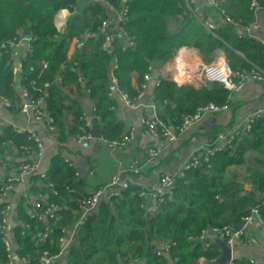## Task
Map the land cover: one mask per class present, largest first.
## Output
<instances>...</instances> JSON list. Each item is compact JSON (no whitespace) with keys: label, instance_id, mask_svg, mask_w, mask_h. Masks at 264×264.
<instances>
[{"label":"trees","instance_id":"1","mask_svg":"<svg viewBox=\"0 0 264 264\" xmlns=\"http://www.w3.org/2000/svg\"><path fill=\"white\" fill-rule=\"evenodd\" d=\"M101 0H0V47L17 37L20 31L31 36L30 51L15 69L7 56L0 59V96L8 99L14 112L17 107L15 73L19 86L29 90L32 97L44 96L46 110L53 118L57 131L58 153L50 161L40 188L34 192H47L52 184L56 195L62 198L67 210L65 219H72L70 210L77 207V200L86 194L85 182L77 177L70 161L61 154L67 138L81 133L82 109L78 98L87 96L93 103L98 117L99 133L107 141L119 139L123 134L118 120L117 103L110 88L111 71L116 89L130 99L137 95L131 81L139 85L148 67L172 61L182 47L196 48L205 64L222 52L232 69L264 68V43L238 34L233 26H218L212 33L204 30L183 0H129L128 14L122 29L133 46H122L115 37L110 47L103 48L105 33L98 28L108 18ZM119 8L121 0H104ZM223 7L234 19L245 25L253 20L249 11L250 0H224ZM264 4V0H257ZM63 9L70 12L63 33L54 25L55 15ZM87 34L85 37H82ZM73 37H82L74 54L68 59L67 50ZM43 62L46 67H43ZM115 66V67H114ZM176 81L182 77L173 76ZM74 94L76 98H72ZM154 101L161 111L163 122L179 121L208 103L223 105L229 92L218 83L201 88L179 84L160 78L153 91ZM17 143H26V136L10 133ZM256 153L247 172L250 189L235 182L230 167L243 166L246 156ZM247 178V177H246ZM139 187L130 184L118 196L102 202L97 213L88 217L76 244L67 253V264H118L119 257L128 255L144 257L145 264H168V259L155 255L153 240L174 244L170 258L174 264H199L202 260L216 258V245L204 248L189 240L207 228L237 225L242 216L253 206L260 205L264 213V116L253 119L247 135L236 137L231 147L218 150L210 160V167L201 164L196 169L177 177L171 192L162 197L152 213L140 207ZM234 192L235 196L228 195ZM33 226L37 222L21 216ZM20 246L18 255L31 258L36 264L40 246L31 240V231L20 235L15 230ZM5 252L0 240V262ZM237 264H247L241 259Z\"/></svg>","mask_w":264,"mask_h":264},{"label":"built area","instance_id":"2","mask_svg":"<svg viewBox=\"0 0 264 264\" xmlns=\"http://www.w3.org/2000/svg\"><path fill=\"white\" fill-rule=\"evenodd\" d=\"M128 1L121 0L119 8L104 0L100 1L106 7L108 13V18L102 21L98 28L99 32L105 33L107 38L106 43L102 47H106L107 43L111 44L113 39L119 34L125 36L122 46H133V42L129 40L127 33L122 29L128 14ZM183 1L192 9L193 15L198 19L205 31L212 33L217 28L214 22L203 17V10L198 0ZM204 4L215 12L216 16L223 22V25L233 26L235 29L239 28L245 34H250L257 30L259 27L258 17L261 13H264V4L257 0H250L249 11L252 13L253 20L245 25L241 20H234L226 12L223 7V0H204ZM64 11L68 10H60L54 18V25L59 33H63L66 28V14ZM20 33L21 31L7 45L0 47V59L1 56L5 55L9 63L13 62L15 58L13 49ZM86 35L84 34L82 37ZM82 37H73L70 41V47H77ZM30 49L31 47L28 48V52ZM42 64L43 67H46L45 62ZM153 71V65L148 67L147 72L143 76V81L137 87V95L134 99H130L126 94H121L127 106L138 108L148 105V107L155 108L154 95L149 91V86L153 81ZM172 80L179 84H188L196 88H201L211 83H218L229 92L230 96L227 103L223 105L215 103L205 104L198 107L192 114L182 117L178 122L175 120L163 122L155 112L141 117V125L150 137L153 139L162 137L169 143L175 142L203 118L229 111L233 94L238 93L247 80L264 83V68L252 66L250 69H232L229 62L218 55L209 64L200 63L199 67L189 66L183 79H181L182 81H176L175 78H172ZM15 81L16 78L14 77V83ZM111 82L113 84L116 83L112 71ZM157 85L158 80L155 82V86ZM16 91L18 97L17 107L19 114L24 118V122L18 124L0 113V240L5 252V260L1 261L0 264H31V258L18 255L20 246L16 239L15 230L17 228H19L21 236L24 235L25 231H31V240L34 245L41 247L38 251V256L35 258L36 264H67L68 251L76 244L78 235L88 217L98 212L102 202H107L111 198L118 196L130 184H135L139 187L137 195L140 199V207L143 209L148 208L147 204L149 201H153L155 204L161 202L162 197L171 192L177 177H183L186 171L196 169L201 164L209 168L210 160L218 150L231 147L236 137L249 133L254 118L264 116V113L251 114L245 119L241 129L236 127L226 133L219 134L212 143L201 147L199 155L195 154L183 162L176 173L160 176L153 188L148 189L135 181L134 177L140 171V163L134 160L125 172L112 174L106 184L86 192L84 196L79 198L77 207L74 210H70V214L74 216H72V219L67 220L63 213L67 208L62 198L54 200L51 197L57 194L52 184L46 185L48 187L47 192L33 191V188L41 187L40 179L46 173L42 165L45 147H43L40 133L34 127L37 126L46 135H50L56 144L57 131L53 124V118L46 110L43 95L36 98L32 97L29 90L22 86H19ZM147 96L149 103L144 102ZM6 103H9L8 99L0 96V108H4L3 105ZM81 119L83 121L81 133L74 137L79 144L93 140L91 130L93 125L98 123V117L94 115V109L90 113L83 111ZM4 127H10V133L14 135L19 137L26 136L27 142L16 143L3 129ZM133 139L134 130L131 128L124 132L119 139L107 141L100 137L99 141L112 148H123L131 143ZM158 152V149L151 148L148 155L155 158ZM260 197L264 199V192H262ZM23 214L25 217H30L32 221L37 222L36 225L33 226L31 223L24 221L21 218ZM240 222L243 223L241 228H237L236 225L209 227L202 230L198 236L189 240L198 242L204 248H208L216 245L215 239L218 238L231 250L229 264H237L241 259H244L247 264H264V259L252 255L235 256L236 249L245 246H252L264 252V213H262L261 206H253L248 214L241 217ZM206 239L207 242H205ZM152 244L156 256L168 259V264H174V260L170 258V250L174 244L170 243V241L161 240H153ZM220 256L219 251V255L216 258L202 260L199 264H214ZM145 263L144 257L134 255H128L127 257L118 256V264Z\"/></svg>","mask_w":264,"mask_h":264},{"label":"crops","instance_id":"3","mask_svg":"<svg viewBox=\"0 0 264 264\" xmlns=\"http://www.w3.org/2000/svg\"><path fill=\"white\" fill-rule=\"evenodd\" d=\"M198 2L203 10L204 18L214 22L217 27L223 26V22L216 16L215 12L205 6L204 0H198ZM224 3L225 1L223 0V5ZM64 13L66 14L67 22L70 12L64 11ZM258 23L259 27L257 30L250 34L243 33L239 28H237V32L241 35H248L260 43H264V13L259 15ZM30 42L31 37L29 32L21 31L13 49L15 58L12 65L15 69L19 67L20 61L28 53ZM110 45V43H107L106 47H110ZM76 49L77 47H70L69 44L67 50L68 59L74 54ZM183 50L186 52L188 57L187 61L190 67L197 62L204 63L196 48L182 47L177 53L180 55L183 53ZM218 55L225 58L224 54L220 51L216 53L215 58ZM175 59L176 58L173 59V64L171 63L172 61H170L161 65L159 68L154 67L152 75L154 76V74H157L158 78L155 79L153 77V81L149 86L150 93L153 94L154 88L156 87L155 82L160 78L172 80L174 75L183 78V76L180 75V72L176 69ZM15 78V85L18 88L19 77L17 73H15ZM131 84L137 89L138 84L135 79H132ZM71 97L76 98L74 94H72ZM112 97L117 103L116 113L118 120L122 123L123 131L126 132L131 128L134 130L133 141L123 148H112L101 143L99 139L93 138L91 141L79 144L75 141L74 137H69L61 149V154L70 161L77 176L84 180L85 192L103 186L108 182L112 174L125 172L134 160H137L140 163V171L134 177L135 181L148 189L153 188L160 176L169 173H176L183 162L195 154L199 155L201 147L212 143L216 136L235 129L236 127L241 129L245 119L251 114L264 113V83L247 80L243 88L238 93L233 94L229 105V111L217 115H209L203 118L187 133L180 136L175 142L169 143L162 137L153 139L145 132L141 125L142 116H147L152 112H155L158 116L161 107H158L156 104L154 109L148 107V105L131 108L126 105L121 93L117 89L112 92ZM78 102L82 111L87 113H90L94 107L92 101L87 96L78 98ZM144 102L149 103L148 96L145 98ZM0 113L18 124L24 122V118L15 117L5 108H0ZM14 114L17 115L15 112ZM34 129L40 133L43 147H45V153L42 157V165L43 169L47 170L52 157L58 153L57 144L53 142L50 135H46L43 131L39 130L37 126H35ZM151 148L158 149L159 152L157 157L152 158L148 155L149 149ZM257 156L256 153L247 154V162L243 166H238L241 169L239 172H235V182L243 184L244 190L250 189L251 186L250 180L248 179L249 174L248 172L244 173V167L248 165L249 157L254 158ZM230 175L232 174L230 173ZM243 177L245 178L246 183L243 180ZM147 205V211L152 213L155 209V202L149 201ZM236 251L238 253L236 257H243L248 254L264 259V252H261L252 246L240 247L236 249Z\"/></svg>","mask_w":264,"mask_h":264},{"label":"water","instance_id":"4","mask_svg":"<svg viewBox=\"0 0 264 264\" xmlns=\"http://www.w3.org/2000/svg\"><path fill=\"white\" fill-rule=\"evenodd\" d=\"M118 40H119V43L120 45L123 44V41L125 40V36L123 34H119L117 36ZM155 79L158 78L157 74H154L153 76ZM110 88L112 91H114L116 89V86L115 84L111 83L110 84ZM3 107L11 114H13L15 117L17 118H20L21 117V114H17L15 115L14 112H13V107L11 104L9 103H6L3 105ZM91 134H92V137L95 138V139H99L101 136H100V133H99V124L98 123H95L92 127V130H91ZM235 196V193L234 192H231L228 197L229 198H232ZM243 225V223H238L236 225L237 228H241ZM205 242H207V239L205 240ZM215 244L217 245V247L219 248V251H220V254L221 256L217 259V261L214 263V264H229L230 262V258H231V250L225 245V243L220 240V239H215Z\"/></svg>","mask_w":264,"mask_h":264},{"label":"bare ground","instance_id":"5","mask_svg":"<svg viewBox=\"0 0 264 264\" xmlns=\"http://www.w3.org/2000/svg\"><path fill=\"white\" fill-rule=\"evenodd\" d=\"M182 51V50H181ZM180 51V52H181ZM185 50H183V53L182 54H178L176 59H175V65H176V69L180 72V75H182L184 77L185 75V71L187 70V68L190 66L188 64V61H187V55H186V52H184ZM179 52V53H180ZM200 63H195L193 66L194 67H199Z\"/></svg>","mask_w":264,"mask_h":264},{"label":"rangeland","instance_id":"6","mask_svg":"<svg viewBox=\"0 0 264 264\" xmlns=\"http://www.w3.org/2000/svg\"><path fill=\"white\" fill-rule=\"evenodd\" d=\"M177 55H178V53H177ZM177 55H176V57H177ZM175 57V58H176ZM191 58V57H190ZM172 64L174 63V61L172 60V62H171ZM252 161L253 160H249V162H248V165H246L245 167H244V170H245V172L244 173H246L247 172V169H248V166L249 165H251V163H252ZM240 167H230L229 169H228V173L230 174H235V172L236 171H240ZM241 180V179H240ZM243 180L245 181V183H246V180H245V178L243 177ZM238 255V253H237V251H235V256H237Z\"/></svg>","mask_w":264,"mask_h":264}]
</instances>
